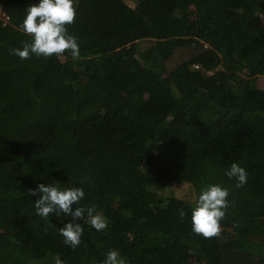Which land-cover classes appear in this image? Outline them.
<instances>
[{
	"label": "trees",
	"instance_id": "obj_1",
	"mask_svg": "<svg viewBox=\"0 0 264 264\" xmlns=\"http://www.w3.org/2000/svg\"><path fill=\"white\" fill-rule=\"evenodd\" d=\"M38 3L0 0V264H102L110 249L128 264H264V0H77L79 59L21 60L8 49L30 42L18 28ZM56 182L109 222L78 221L75 250L59 229L77 221L37 216L28 194ZM173 182L229 189L219 237L192 233L195 202L164 195Z\"/></svg>",
	"mask_w": 264,
	"mask_h": 264
},
{
	"label": "clouds",
	"instance_id": "obj_2",
	"mask_svg": "<svg viewBox=\"0 0 264 264\" xmlns=\"http://www.w3.org/2000/svg\"><path fill=\"white\" fill-rule=\"evenodd\" d=\"M77 0H39L25 9V16L18 30L30 37V42H23L22 48H9V54L21 60L50 59L61 57L65 53L73 60L80 57L78 38L70 34L69 26L77 19ZM225 175L234 179L236 187L247 183V172L239 163H232ZM29 196H39L34 203L35 214L45 220L52 214L70 216L76 223H66L59 229L66 246L73 250L82 243L84 227L78 223L83 220L98 232L108 227V220L95 204L82 205L85 197L82 187L62 186L54 184H38L35 190L28 192ZM229 189L220 184H208L202 187L191 209L192 233L205 239L219 237L222 233L221 221L226 216V210L231 206L228 197ZM73 205H77L73 211ZM181 220L187 213L183 208L178 209ZM56 264H63L57 258ZM102 264H128V258L122 256L116 249L105 253Z\"/></svg>",
	"mask_w": 264,
	"mask_h": 264
},
{
	"label": "rangeland",
	"instance_id": "obj_3",
	"mask_svg": "<svg viewBox=\"0 0 264 264\" xmlns=\"http://www.w3.org/2000/svg\"><path fill=\"white\" fill-rule=\"evenodd\" d=\"M130 6L135 7L139 0H125ZM169 193L174 194L176 197L184 199L188 202L194 203L195 198L197 197L196 190L194 186L189 182H173L172 185L164 192V195H168ZM232 230L229 229L228 232ZM53 258L50 262L49 259ZM58 256L54 254H49V256L37 263V264H56ZM195 264H198L195 261Z\"/></svg>",
	"mask_w": 264,
	"mask_h": 264
},
{
	"label": "built area",
	"instance_id": "obj_4",
	"mask_svg": "<svg viewBox=\"0 0 264 264\" xmlns=\"http://www.w3.org/2000/svg\"><path fill=\"white\" fill-rule=\"evenodd\" d=\"M0 19H2L4 21V23L6 24L9 20V16L2 10V7L0 5ZM196 67H198V65H196Z\"/></svg>",
	"mask_w": 264,
	"mask_h": 264
}]
</instances>
